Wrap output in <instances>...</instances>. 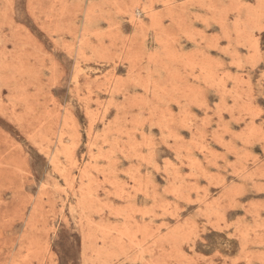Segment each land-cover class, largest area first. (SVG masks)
I'll list each match as a JSON object with an SVG mask.
<instances>
[{
    "label": "rangeland",
    "instance_id": "1",
    "mask_svg": "<svg viewBox=\"0 0 264 264\" xmlns=\"http://www.w3.org/2000/svg\"><path fill=\"white\" fill-rule=\"evenodd\" d=\"M0 264H264V0H0Z\"/></svg>",
    "mask_w": 264,
    "mask_h": 264
}]
</instances>
